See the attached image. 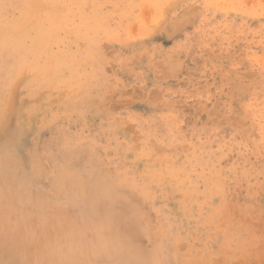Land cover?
<instances>
[{"label":"rangeland","instance_id":"374dc122","mask_svg":"<svg viewBox=\"0 0 264 264\" xmlns=\"http://www.w3.org/2000/svg\"><path fill=\"white\" fill-rule=\"evenodd\" d=\"M114 247L264 264V0H0V264Z\"/></svg>","mask_w":264,"mask_h":264},{"label":"bare ground","instance_id":"6f19581e","mask_svg":"<svg viewBox=\"0 0 264 264\" xmlns=\"http://www.w3.org/2000/svg\"><path fill=\"white\" fill-rule=\"evenodd\" d=\"M16 187V186H15ZM7 195V194H6ZM117 222V221H116ZM100 231V230H99ZM102 231H104V229L102 230ZM110 235H111V231H109L108 232ZM109 234H108V237H109ZM121 234V233H120ZM105 236V235H104ZM107 237V238H108ZM106 238V239H107ZM102 239H103V237H102ZM105 239V238H104ZM125 240V239H124ZM26 241H28V239H26V237L21 241V243H20V245H18L17 247H19L20 249L19 250H21V251H24L25 253H26V255L27 254H29V256H30V254H31V252H33V253H35V252H40V250H38V249H35V248H33V246H31L29 243H27ZM127 241V240H126ZM36 243H38V241L36 242ZM112 246H113V243H112ZM6 248V247H5ZM9 249V248H8ZM111 249V256H110V258H109V261H108V263L109 264H125V262H129V263H131V257L130 256H126V259L124 258V256L122 255V254H120V255H118V256H114V254L115 253H117V252H120L119 250H120V248H110ZM110 249H109V251H110ZM4 250H6V249H4ZM11 250V249H10ZM8 251V250H7ZM7 251H6V253L5 254H7ZM11 251H13V249L11 250ZM3 252V251H2ZM5 252V251H4ZM28 252H30V253H28ZM6 257V256H5ZM8 257V256H7ZM9 258V257H8ZM6 259V258H5Z\"/></svg>","mask_w":264,"mask_h":264}]
</instances>
